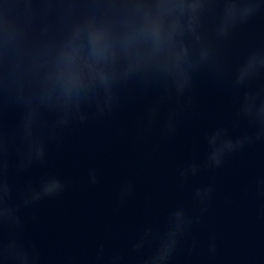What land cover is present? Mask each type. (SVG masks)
<instances>
[{"label": "water", "instance_id": "1", "mask_svg": "<svg viewBox=\"0 0 264 264\" xmlns=\"http://www.w3.org/2000/svg\"><path fill=\"white\" fill-rule=\"evenodd\" d=\"M228 2L206 0L196 32L184 18L174 36L192 65L178 94L171 77L125 75L158 46L145 20L156 0H0V185L10 189L0 210H13L0 216V264H144L177 210L187 224L169 264H264V136L241 111L246 93L264 90V68L235 83L250 57L264 60V0H231L251 11L219 36ZM93 26L106 30L104 59L92 55ZM66 56L84 73L70 102L57 78ZM217 129L244 139L218 167L208 163ZM54 180L57 192L31 199Z\"/></svg>", "mask_w": 264, "mask_h": 264}, {"label": "clouds", "instance_id": "2", "mask_svg": "<svg viewBox=\"0 0 264 264\" xmlns=\"http://www.w3.org/2000/svg\"><path fill=\"white\" fill-rule=\"evenodd\" d=\"M206 0H156L145 16L146 30L157 41V47L147 56L135 57V62L130 63L125 70V75H130L136 71L152 72L164 77H171L176 85L178 94H182L190 83V68L192 65L187 60V49H177L172 43L177 33L184 31V18H187V28L192 33L196 32V22L206 9ZM250 8L238 9V7L229 0L224 5L223 17L217 28V35H227L229 26L237 18H245ZM167 35L169 41L166 48L159 47L162 36ZM106 30L101 27L93 26L89 31V41L92 44V55L95 59H104L105 51L99 47L102 41L106 39ZM199 40V35H196ZM208 52L202 51L201 59H207ZM63 66L58 69V79L64 80V95L70 102L73 97H79L83 87L84 73L78 69H71L72 57L62 58ZM264 68V60L253 56L250 57L237 69L235 83L244 85L251 80L260 69ZM98 80L101 85L108 87L110 85L109 76L103 72H97L92 77ZM242 113L257 124V136H264V90L249 91L243 98L241 104ZM28 133L31 134V122L26 125ZM247 139V137L245 138ZM208 143L211 151L208 155L210 166H220L226 153L233 151L244 143V139H231L223 134L222 129H217L208 137ZM36 155H43V148L36 149ZM186 171V170H185ZM191 171L195 174L198 171L197 165L191 166ZM182 175L184 172L181 173ZM58 180L45 181L39 190H32L31 199H39L44 195H52L60 189ZM10 194L7 184L0 185V199ZM199 195V191L197 193ZM30 202V201H26ZM12 209L4 208L0 210V216L11 217ZM187 224V218L183 210H177L170 219L169 230L161 237L158 244L153 248L152 253L145 257L144 264H169V260L175 252L178 243V237L183 232ZM136 248H140L137 244Z\"/></svg>", "mask_w": 264, "mask_h": 264}]
</instances>
